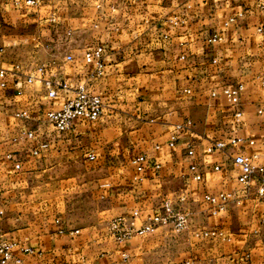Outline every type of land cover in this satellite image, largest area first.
<instances>
[{"label":"crops","instance_id":"crops-1","mask_svg":"<svg viewBox=\"0 0 264 264\" xmlns=\"http://www.w3.org/2000/svg\"><path fill=\"white\" fill-rule=\"evenodd\" d=\"M1 12L12 28L0 47V241L16 244L9 264H264V196L238 183L233 162L257 154L264 163V0H21ZM31 22L34 33L23 28ZM98 45L100 76L84 60ZM36 57L58 59L43 66L45 78L99 93L102 116L56 131L46 113L66 94L50 98L41 79L24 82L39 76L22 64ZM240 82L234 106L222 90ZM231 137L242 140L208 151ZM42 139L49 147L35 154ZM141 154L150 165L138 173ZM194 163L201 181L191 176ZM220 192L234 196L213 214L205 195ZM167 196L190 214L188 235L174 236L171 226L124 241L112 235V219L153 214ZM211 227L224 236L195 234Z\"/></svg>","mask_w":264,"mask_h":264},{"label":"built area","instance_id":"built-area-1","mask_svg":"<svg viewBox=\"0 0 264 264\" xmlns=\"http://www.w3.org/2000/svg\"><path fill=\"white\" fill-rule=\"evenodd\" d=\"M20 2L21 0H16ZM27 4L36 5L37 0H26ZM220 37L215 35L212 40L216 41ZM104 54L105 48L102 45L88 50L84 55V60L89 64H94L96 69V75L100 76L104 73ZM67 60L71 61L74 57L71 54L67 55ZM7 73V69L0 68V77L4 78ZM45 68L39 69V76L34 74H27L25 83H32L35 79H41L47 89V95L50 98H55L59 95V90H63L66 94L65 100L58 107H54L47 111L46 116L48 121L54 126L58 132H65L72 128L77 121L95 122L103 113L104 102L99 93L90 89L86 83H81L76 89H72L66 83L61 81H53L44 77ZM2 86L6 85L5 80L1 82ZM264 91V81H262ZM245 89V84L240 82L234 86H225L223 93L227 97L230 104L237 106L240 104V98ZM213 95L217 94V91H212ZM259 113H264V106L259 108ZM243 114L242 110L236 112V116L240 118ZM19 117L28 118L30 113L27 109H20L16 112ZM183 125H177V128H182ZM28 137L35 138L40 137V132L36 130H26L24 132ZM177 140V134L171 136L169 142L170 146H174ZM242 138L231 137L229 139L213 140L208 147L209 152L223 151L228 144H236L240 142ZM49 147V142L46 139L39 141L38 147L35 149V154H40L46 151ZM160 147V146H158ZM190 154H194V149L190 147ZM259 156L238 154L233 157V162L238 170L237 181L238 183L249 189L252 185L256 186V192L259 196H264V163H258L255 159ZM90 159L94 160L95 155L91 154ZM136 165L138 173H142L150 165L149 159L146 154L138 155L133 160ZM156 168H160V163H155ZM15 167L21 168V163L17 162ZM219 169V166L216 167ZM191 176L196 181L203 179V174L199 171L196 163L189 167ZM139 180L141 176H137ZM233 193L231 192H220L218 194L207 193L205 200L211 204L212 213L217 214L224 211L228 204L233 199ZM179 202L186 201L185 193H179L177 196ZM143 218L141 224H137V220ZM171 226L177 232H184L191 226L190 214L188 211L177 204L174 197L167 196L161 203L158 211L153 214L144 216L141 209H136L131 216H120L112 219L109 224L112 235L118 241H124L132 238L135 235H147L154 232L158 227ZM195 234L199 237H223L224 232L219 227L211 228H199ZM16 244L12 241L2 240L0 241V264H9L13 259V251ZM29 251L30 248L24 249ZM32 264H38L36 262ZM182 264H189L185 262Z\"/></svg>","mask_w":264,"mask_h":264},{"label":"rangeland","instance_id":"rangeland-1","mask_svg":"<svg viewBox=\"0 0 264 264\" xmlns=\"http://www.w3.org/2000/svg\"><path fill=\"white\" fill-rule=\"evenodd\" d=\"M12 1H16V0H0V47H4L5 46V43L3 42V35L6 32H9V31L12 30V28H8V27H11V26L7 25V23L4 22L3 16L1 14L2 13L1 9H2V7H6L7 5H9ZM23 28L25 30H28L29 32H33L34 33L36 31V24H35V22H31L28 26H25ZM45 60H46V62H44ZM27 63H25V64L22 63V64L31 73H36V71H38L43 66L50 67V65H56V63H58V59L57 58L40 59L39 57H36L33 60H28ZM188 231H186L185 233L184 232H175L174 236H178L179 237L183 233H184V235L185 234L188 235L189 234Z\"/></svg>","mask_w":264,"mask_h":264}]
</instances>
